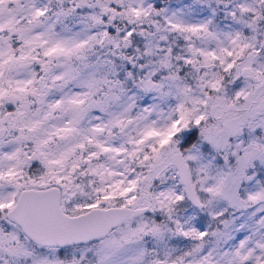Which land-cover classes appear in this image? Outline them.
Listing matches in <instances>:
<instances>
[{
    "label": "snow or ice",
    "instance_id": "obj_1",
    "mask_svg": "<svg viewBox=\"0 0 264 264\" xmlns=\"http://www.w3.org/2000/svg\"><path fill=\"white\" fill-rule=\"evenodd\" d=\"M0 264H264V0H0Z\"/></svg>",
    "mask_w": 264,
    "mask_h": 264
}]
</instances>
